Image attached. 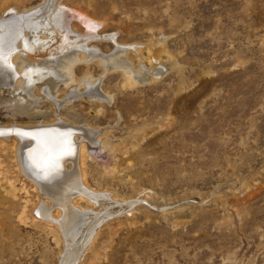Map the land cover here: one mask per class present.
Returning <instances> with one entry per match:
<instances>
[{"label":"rangeland","instance_id":"obj_1","mask_svg":"<svg viewBox=\"0 0 264 264\" xmlns=\"http://www.w3.org/2000/svg\"><path fill=\"white\" fill-rule=\"evenodd\" d=\"M42 5L0 0V19ZM59 5L102 24L100 40L88 43L98 55L77 64L67 86L55 62L47 67L59 76L34 81L54 42L34 46L26 32L27 47L16 42L34 60L17 71L33 86H0V127L62 118L102 132L103 151L88 148L86 183L134 202L100 224L71 264H264V0H53ZM156 41L166 51L157 65L142 62L135 87L114 64L97 63L125 62L118 48L128 45L148 58ZM86 75L106 100L90 101ZM16 150L0 143V264H62L65 240L34 217L40 198Z\"/></svg>","mask_w":264,"mask_h":264},{"label":"bare ground","instance_id":"obj_2","mask_svg":"<svg viewBox=\"0 0 264 264\" xmlns=\"http://www.w3.org/2000/svg\"><path fill=\"white\" fill-rule=\"evenodd\" d=\"M47 4L32 11L16 12L7 19H0V86L26 90H29L27 87L33 86L31 81L34 78L30 77V73L27 75V72L21 77L17 71L25 72L24 65L34 60H29L22 54L21 43L16 42L19 39L23 42L22 45L27 47L26 32L34 33V46L42 45L46 41L54 42L49 54L52 59L41 61L43 67L39 69L40 73L34 81L47 74L59 76L55 71L57 68L59 73L66 77L67 86L75 82L74 67L87 63L91 56L98 55H95V48L90 47L88 43L92 38L100 40L94 35L102 24L87 13L65 5H59L57 10H54L53 0H47ZM27 19L28 23L25 21ZM73 23L82 27L85 33L76 34L77 29ZM102 39L110 40L112 44L114 42L112 36ZM162 44L156 41L147 45L145 49L148 58H143L140 46L128 45L118 48L119 52L127 57L125 62L101 59L97 63L104 71L108 64H114L125 76L124 86L132 88L138 83L136 75L140 73L139 68L143 66L144 60L153 58L156 65L159 63V58L166 51ZM131 55L137 60L138 65L135 67L130 59ZM51 62H55V68L47 67ZM29 78L32 80L28 81ZM94 82L91 76L86 75L80 86L88 90L90 101L100 103L107 99V94L104 95L95 88ZM33 94L35 95V92ZM89 129L77 127L62 118L46 125L0 127V143L11 140L15 148L17 147L16 157L20 172L33 182L38 192L40 204L35 208L34 217L55 228L61 239L65 240L66 251L62 264H71L91 245L96 231L105 220L129 213L134 208V202L124 205L113 196L114 194L97 192L87 185L83 167L90 157L88 148L96 145L103 151L106 145L102 132ZM82 202L99 209L94 211L92 207L82 208L79 205Z\"/></svg>","mask_w":264,"mask_h":264}]
</instances>
